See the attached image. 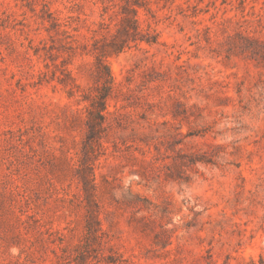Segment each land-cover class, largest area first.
<instances>
[{"label": "rangeland", "instance_id": "1", "mask_svg": "<svg viewBox=\"0 0 264 264\" xmlns=\"http://www.w3.org/2000/svg\"><path fill=\"white\" fill-rule=\"evenodd\" d=\"M0 264H264V0H0Z\"/></svg>", "mask_w": 264, "mask_h": 264}, {"label": "trees", "instance_id": "2", "mask_svg": "<svg viewBox=\"0 0 264 264\" xmlns=\"http://www.w3.org/2000/svg\"><path fill=\"white\" fill-rule=\"evenodd\" d=\"M137 20L133 21V24H136ZM98 63L101 65V67L104 68V71L106 73V77H102V75H99L101 78L99 82L100 86L97 90V94L91 101V110L90 115L93 117V134H96L99 130H101L107 120V116L105 114L107 107H108V100L112 96L113 86H114V78L109 71V68L107 65L104 64L102 59H98Z\"/></svg>", "mask_w": 264, "mask_h": 264}]
</instances>
